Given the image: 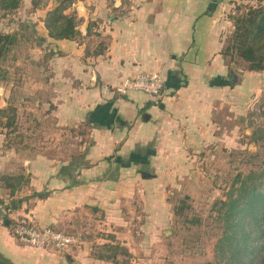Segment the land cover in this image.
<instances>
[{
  "label": "crops",
  "instance_id": "0c3cea01",
  "mask_svg": "<svg viewBox=\"0 0 264 264\" xmlns=\"http://www.w3.org/2000/svg\"><path fill=\"white\" fill-rule=\"evenodd\" d=\"M31 1L20 0L14 35L27 30L42 52L30 61L39 70L34 91L54 106L57 126H83L88 140L66 159L23 157L8 151L0 132V175H13L18 157L26 176L24 185L0 182L9 219L0 220V253L13 264H164L161 242L174 220L168 194L190 189L216 156L242 145L264 89V70L240 68L223 54L234 0H70L63 13L74 17L77 34L69 39L49 35L59 0ZM139 71L162 74L158 102L114 91ZM25 217L77 242L61 252L24 249L11 227ZM104 242L124 253L98 257L91 245Z\"/></svg>",
  "mask_w": 264,
  "mask_h": 264
},
{
  "label": "rangeland",
  "instance_id": "374dc122",
  "mask_svg": "<svg viewBox=\"0 0 264 264\" xmlns=\"http://www.w3.org/2000/svg\"><path fill=\"white\" fill-rule=\"evenodd\" d=\"M31 2L35 6L38 3L49 4L51 0ZM59 2L66 5L70 0ZM247 6L249 3L234 1L233 16L245 12ZM19 14V6L13 10L0 8V33L11 36L10 42H0V108H8L7 114L0 115V132L5 135L8 151L21 153L23 157L45 153L56 159H66L68 155L82 152L88 131L80 125L71 128L57 126L52 112L54 106L34 91L33 78L39 70L32 69L30 61L42 57V52L34 48L27 30L22 33L23 38L14 35L20 24ZM236 62V66L243 67L242 62ZM38 100L39 104L36 103ZM260 105L263 110L258 112L255 108ZM247 124L251 128L242 145L216 156L210 164L209 175L194 178V186L190 189L184 185L174 194H168V211L173 212L174 220L168 224L170 232L163 236L161 242V248L167 251L164 264H215V244L221 235L222 222L217 218L213 203L225 198L224 193L231 187L235 175H245L264 166V89L253 100ZM10 164L14 174L0 175V182L24 185L26 176L22 159L17 157ZM91 246L96 255L110 257L124 253L116 243H93ZM23 247L38 248L24 244ZM43 248L61 252L50 245ZM0 256L7 260L2 253Z\"/></svg>",
  "mask_w": 264,
  "mask_h": 264
},
{
  "label": "trees",
  "instance_id": "16d2710c",
  "mask_svg": "<svg viewBox=\"0 0 264 264\" xmlns=\"http://www.w3.org/2000/svg\"><path fill=\"white\" fill-rule=\"evenodd\" d=\"M19 3L20 0H0V8L13 10ZM244 3L250 5L245 12L230 14L233 31L223 54L229 55L234 63L242 62V68L248 71H261L264 70V0ZM65 7L59 4L49 12L48 29L52 37L69 39L77 34L74 17L63 13ZM10 41L9 34L0 33V42ZM7 109L0 108V115L7 114ZM33 195L41 197L44 192ZM224 197L213 203L222 222L221 235L215 244V264H264V166L245 175H235ZM1 258L5 264H12Z\"/></svg>",
  "mask_w": 264,
  "mask_h": 264
},
{
  "label": "built area",
  "instance_id": "2783aa9c",
  "mask_svg": "<svg viewBox=\"0 0 264 264\" xmlns=\"http://www.w3.org/2000/svg\"><path fill=\"white\" fill-rule=\"evenodd\" d=\"M259 3L260 0H238ZM114 91L125 95L130 91L142 92L154 102H158L164 92V78L160 71H139L123 77L115 86ZM255 110L262 111L263 107L256 106ZM13 234L19 243L33 247L50 245L57 250H66L77 242V237L66 234L51 227L40 226L33 218L25 217L18 220L13 227Z\"/></svg>",
  "mask_w": 264,
  "mask_h": 264
},
{
  "label": "water",
  "instance_id": "95a60500",
  "mask_svg": "<svg viewBox=\"0 0 264 264\" xmlns=\"http://www.w3.org/2000/svg\"><path fill=\"white\" fill-rule=\"evenodd\" d=\"M231 73H232V76L235 78H238V74L235 72V70L233 69V66L231 67ZM0 220L3 221L4 224H8L9 223V219L8 218H5V212H3L0 208Z\"/></svg>",
  "mask_w": 264,
  "mask_h": 264
},
{
  "label": "flooded vegetation",
  "instance_id": "af4514ba",
  "mask_svg": "<svg viewBox=\"0 0 264 264\" xmlns=\"http://www.w3.org/2000/svg\"><path fill=\"white\" fill-rule=\"evenodd\" d=\"M0 264H5L4 262L0 261Z\"/></svg>",
  "mask_w": 264,
  "mask_h": 264
}]
</instances>
